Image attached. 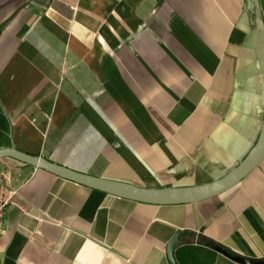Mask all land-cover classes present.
Returning a JSON list of instances; mask_svg holds the SVG:
<instances>
[{
  "label": "crops",
  "instance_id": "obj_1",
  "mask_svg": "<svg viewBox=\"0 0 264 264\" xmlns=\"http://www.w3.org/2000/svg\"><path fill=\"white\" fill-rule=\"evenodd\" d=\"M264 0H0V148L147 188L219 179L264 122ZM0 264H264V158L151 204L0 158Z\"/></svg>",
  "mask_w": 264,
  "mask_h": 264
},
{
  "label": "water",
  "instance_id": "obj_2",
  "mask_svg": "<svg viewBox=\"0 0 264 264\" xmlns=\"http://www.w3.org/2000/svg\"><path fill=\"white\" fill-rule=\"evenodd\" d=\"M264 16V11H263ZM13 158L25 164L52 172L60 177L105 191L120 197L130 198L151 204L193 203L216 196L239 183L264 158V122L254 146L247 155L223 177L211 182L186 187L147 188L129 183L113 181L70 169L39 155H31L14 147L0 148V158ZM180 232L168 243L167 255L171 264H176L173 251L179 243ZM236 260L245 264H263L248 258L236 256Z\"/></svg>",
  "mask_w": 264,
  "mask_h": 264
},
{
  "label": "built area",
  "instance_id": "obj_3",
  "mask_svg": "<svg viewBox=\"0 0 264 264\" xmlns=\"http://www.w3.org/2000/svg\"><path fill=\"white\" fill-rule=\"evenodd\" d=\"M17 189L13 187H7L0 192V236L4 232V213L9 205L18 206L26 214H29L22 205L16 201Z\"/></svg>",
  "mask_w": 264,
  "mask_h": 264
}]
</instances>
